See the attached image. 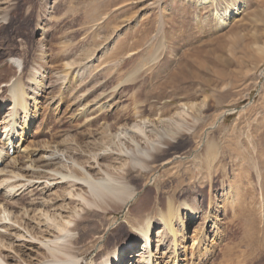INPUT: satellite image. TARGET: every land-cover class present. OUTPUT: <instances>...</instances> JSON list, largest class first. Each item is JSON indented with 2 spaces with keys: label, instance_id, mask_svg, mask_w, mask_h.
Segmentation results:
<instances>
[{
  "label": "rangeland",
  "instance_id": "obj_1",
  "mask_svg": "<svg viewBox=\"0 0 264 264\" xmlns=\"http://www.w3.org/2000/svg\"><path fill=\"white\" fill-rule=\"evenodd\" d=\"M1 9L7 15L0 19V91L22 73L30 114L25 126L23 111L11 112L18 125L7 126L14 101L9 92L0 95V137L14 128L13 142L18 138L15 145L20 144L1 169L10 162L8 171L25 169L32 160L48 157L47 152L69 147L85 161L93 138L100 137L106 124L115 123L116 130L146 120L147 131L165 136L164 130L172 133L182 126L181 137L171 140L186 143L167 155L177 163L158 161L142 175L135 169L132 180L138 193L125 208L96 212L98 207L90 206V212L72 197L77 201L70 202L74 210L64 216L73 222L72 240L82 264H99L126 242V255L141 251L144 239H136V217L146 203L143 214L152 217L153 263L170 264L171 242L162 245L164 226L157 223L170 199L185 217V201L198 212L196 220L186 222L181 264H264V0H0ZM20 18L27 19V31H14L19 23L9 29V21ZM12 57L23 62L19 70L9 67ZM69 62L73 65L67 66ZM143 79L147 81L141 83ZM197 132L202 139L188 138ZM7 139L5 144H11ZM208 141L220 147L212 173L201 160ZM5 144H0L4 151ZM111 161L109 156L101 164ZM166 171L181 173V182L162 185L171 175ZM22 179L19 188L38 181ZM60 180L52 181L50 190L30 189L31 200L56 199L55 205L64 192L80 189L69 179ZM146 186L149 193L144 195ZM2 189L0 197L11 201L17 202L22 193L8 190L7 196ZM160 190H166L163 201H157ZM19 206L12 211L24 214L28 206ZM27 218V224L34 222ZM251 223L255 237L248 241ZM228 247L235 250L229 253ZM42 251L36 244L27 254L36 257ZM138 260L127 257L124 262Z\"/></svg>",
  "mask_w": 264,
  "mask_h": 264
},
{
  "label": "bare ground",
  "instance_id": "obj_2",
  "mask_svg": "<svg viewBox=\"0 0 264 264\" xmlns=\"http://www.w3.org/2000/svg\"><path fill=\"white\" fill-rule=\"evenodd\" d=\"M198 1H200L201 3H206L210 0ZM6 15L7 11L5 9H1L0 19H5ZM14 23H19V26L15 28L14 31H27V29L24 28V26L28 24L27 19L20 18L18 20H10L9 29ZM18 32L21 33L20 31ZM24 45L29 46L28 42H25ZM9 63V67L17 68L18 70L23 65V62L20 59H16V57L10 58ZM71 65L73 64L70 62L67 63V66ZM178 69L179 68H177V70ZM9 72H14V70H9ZM178 73L177 76L181 77L180 70H178ZM21 76L22 73L13 81V83L2 89V91H0V95L9 92V99H12L14 101V106L10 108L9 112L11 113L16 111V113H18V110H22L25 114V126H27L30 118L26 99L28 90L25 88L26 84H23ZM33 80L35 81L37 79L34 78ZM144 81H147V79H143L140 82L143 83ZM0 102H4V100ZM13 114H10L11 119L8 122L7 126L12 125L15 128L18 124H16L15 126L16 116H14ZM100 119H102V117ZM162 122L165 123L164 121ZM146 123V120H144V122H137L133 125L125 124L123 125V127H118L116 130H113L116 128L115 123L102 126L103 128H105L104 132L100 133L99 138H93V142L90 144L92 145V151H89V155H87L85 161L80 160L82 158V154H80L77 150H72L73 148L69 147V149H71L69 151L72 152H69L68 150H63L64 152H61L58 149L52 150V152L50 153L47 152L48 157L43 156L40 161L32 160L25 169H23L22 167L18 168L16 164L15 169H12L11 171L6 170L10 166L11 162L8 163V165L3 169L0 168V186L3 187V190H5L3 193L8 196V190L13 194L18 193L22 190V193H19L20 197L18 196L19 199L17 200V202L11 201L9 198L5 197V195H1L4 197H0L2 199L0 200V264H82L80 256L76 254L77 251L76 247L74 246L75 242L74 240H72L73 236L71 235V232L75 230L72 227L73 222L70 218L64 216L68 214L71 209L74 210V208L70 205V202L75 203L77 201L72 197L77 199L78 202L82 201L81 205L83 206L85 204L83 209L87 208V210L90 212V206H97L98 209H95L96 212H107L111 209H123L136 198L138 193V187L136 185L137 183L132 180L134 178L132 173L135 171V169L140 173V175H142V172H144L145 170L153 171L156 168L154 166V163L158 161H162L163 164L177 163V160H172L171 158H168L167 155H169L173 149H181L184 146V143H186L185 140L181 139L179 143L174 145L171 140V138L174 139V137L176 136L181 137L179 134L180 132H182L180 129L182 126L179 124L177 126L178 128L176 127L177 130L174 129L172 133H168L164 130V132L167 133V136H165V134L162 135L160 132L153 133V129L151 131H147ZM14 128L12 133L8 131L6 136L8 137L7 141L11 142V144L14 143ZM198 133L199 132H197V134L193 136H189L188 138H197L199 140L202 139V135H198ZM163 145H167V147H163ZM219 148L220 147L217 142L208 141L204 149V152L202 154L203 158L201 157V160H203L202 167H204V170L207 169L209 173H212V167L215 160H217V156L219 155ZM223 149H226V147H223ZM5 151L1 146L0 158L3 160L8 156ZM109 156H111L112 161L110 163L101 164L102 160L104 161V159ZM236 157L239 160V158H241V153L239 152V156ZM56 159H58L59 161L58 164L57 162L56 164L54 163V160ZM12 160H14V158H12ZM41 161L43 162V165H38V163ZM179 164L181 165L182 163ZM55 165L59 166L55 167ZM96 165H98V169H96ZM196 167L197 166H194V168ZM39 168H43L45 169V171L43 169H40L38 171L37 169ZM194 168L192 170L190 168L193 173ZM24 172L31 173L32 176L28 177ZM167 172L168 171H166L165 174H168ZM180 174L178 172L172 173V176H168L170 177L169 180L162 182V185L166 186V184H169V182L171 181H178V183L181 182V180H178L180 178ZM24 177H27L29 182L33 178L38 181H33V185L29 183L28 185H24L22 188H19V181L23 180L22 178ZM13 179H17V181H12ZM60 179H69L68 181L70 182L72 187L79 185L80 189L74 190L73 188H71L68 192H64L59 197V200L61 201L56 203L55 205H53L52 202H57L58 200L56 199L51 202L49 201L42 203L38 202L39 198H36L35 201L31 200L29 194L30 192H33V190L29 191L30 189H36L37 187L41 188V190H50L52 181H58ZM217 182H219V178H217ZM148 187L150 186H146V189L144 188V195H147L149 193L147 192ZM165 194L166 190H160L158 193L159 196L156 195L159 197L157 198V201H163L161 200V198L164 199ZM1 201L4 203H1ZM19 205L23 207L28 206V208L26 209L25 207L23 208L25 209L24 214L22 213L21 215H18L15 214L14 211H12ZM37 205L42 206L43 209L41 207L40 211H37L34 208ZM145 205L148 204L146 203L143 206L141 205V208L139 207V216L136 217L139 222L140 232V235H138L136 239H144H142L143 244L141 251L137 253L133 252L131 255H126L127 249H125V245L129 243L126 242L122 246L111 250V252H109L99 264H114V262L116 261H118V264H125L124 260H126L127 257L139 258L138 261H131V263L133 264H154L152 260V248L154 247V242L152 243L151 237V231L153 227L152 217L148 214H143V208L147 207ZM182 205L188 208L186 217L181 215L180 207H176L174 201L170 199L167 202V209L160 212V220H157V223H161L164 226V229L162 228L163 236L160 239L162 245L166 243V240L167 242H171L170 247L172 248V251L170 264H181L180 249L183 247V244L187 238L185 228L186 222H188L189 220L194 221L198 216V212L196 210L197 208L195 206L190 205L186 201ZM58 210H60V212L57 213ZM32 212L34 216H28V214H31ZM25 218L30 219L34 222H29L27 224L24 220ZM176 222L179 223V228L175 227ZM31 224H34V226H32ZM254 230H256V225L251 223V225L249 226V230L246 232L245 240L248 239V241H251L252 238L255 237L253 236ZM81 241L83 240H77L78 243H80ZM36 244H40V248L43 251L42 254H37L36 257H32L27 254V251L29 247H32V245L34 246ZM231 248L232 247L226 248L229 250V253L233 252L231 251Z\"/></svg>",
  "mask_w": 264,
  "mask_h": 264
}]
</instances>
